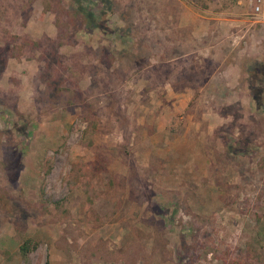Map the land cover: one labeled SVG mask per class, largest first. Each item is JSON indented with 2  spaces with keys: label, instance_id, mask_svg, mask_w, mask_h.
Returning a JSON list of instances; mask_svg holds the SVG:
<instances>
[{
  "label": "rangeland",
  "instance_id": "obj_1",
  "mask_svg": "<svg viewBox=\"0 0 264 264\" xmlns=\"http://www.w3.org/2000/svg\"><path fill=\"white\" fill-rule=\"evenodd\" d=\"M253 5L0 0V264H264Z\"/></svg>",
  "mask_w": 264,
  "mask_h": 264
},
{
  "label": "trees",
  "instance_id": "obj_2",
  "mask_svg": "<svg viewBox=\"0 0 264 264\" xmlns=\"http://www.w3.org/2000/svg\"><path fill=\"white\" fill-rule=\"evenodd\" d=\"M57 3H60V1H58ZM48 5L49 4L47 3V6ZM75 16L79 17V15H77V14H75ZM82 16H83V19L86 16V18L88 20H90V22L92 21V19H90L89 13L84 12ZM82 21H83L82 17H80V22H82ZM19 48H21V45L19 46ZM254 58H255L254 55H252V59H254ZM241 61H243V59L240 60V63L238 64L240 70L243 69V65H244V63H242ZM242 71L244 72V74L247 75L246 79H245V85L242 84V87L244 86V88H242V89L245 92L249 93L248 95L250 97V105L252 107L254 105L257 112L261 111V113H264V59H262L260 62L253 61L252 66L247 71H244V70H242ZM252 80H254V81H252ZM211 89H212L214 94L216 93L217 95H220V96L224 95L225 96L226 91L223 87L215 88V86L212 85ZM254 107H253V109H254ZM213 133H218V132H213ZM212 141H214V138L212 139ZM229 141H232V140L230 139ZM228 146L230 147V149H232L233 152L234 151L235 152L236 151L237 152L242 151V149L238 151V149H240L241 146L239 143H237L235 141L233 143L231 142ZM248 149H251L250 144L248 146ZM219 160H220L219 162L221 165L216 163V168L219 170V168L221 167V170H222L225 167L227 160H226V157L222 156V155L220 156ZM157 172L162 173L164 171L159 169V170H157ZM34 247H36V244L31 245L30 243H28V241H25L19 246V251L21 254L25 255L28 251L31 250V248H34ZM45 264H48V262H46Z\"/></svg>",
  "mask_w": 264,
  "mask_h": 264
},
{
  "label": "crops",
  "instance_id": "obj_3",
  "mask_svg": "<svg viewBox=\"0 0 264 264\" xmlns=\"http://www.w3.org/2000/svg\"><path fill=\"white\" fill-rule=\"evenodd\" d=\"M252 14H253L252 12H249V14H248L249 16L240 17L239 19H235V20L233 19L234 20L233 24L240 26V28L238 30L236 29L237 32H240L239 36H237V37H244L246 34L253 33V27H252L253 25L252 24H254L257 21L255 20V18L253 17ZM235 16H240V15H235Z\"/></svg>",
  "mask_w": 264,
  "mask_h": 264
},
{
  "label": "built area",
  "instance_id": "obj_4",
  "mask_svg": "<svg viewBox=\"0 0 264 264\" xmlns=\"http://www.w3.org/2000/svg\"><path fill=\"white\" fill-rule=\"evenodd\" d=\"M253 3L254 5H253L252 15L255 18V20L258 21L260 18H263V16L260 14L262 0H253Z\"/></svg>",
  "mask_w": 264,
  "mask_h": 264
}]
</instances>
